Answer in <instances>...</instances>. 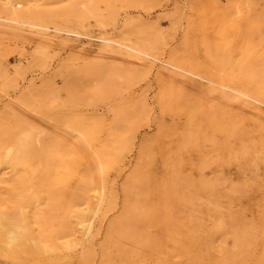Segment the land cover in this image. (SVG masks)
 Instances as JSON below:
<instances>
[{"label": "rangeland", "instance_id": "374dc122", "mask_svg": "<svg viewBox=\"0 0 264 264\" xmlns=\"http://www.w3.org/2000/svg\"><path fill=\"white\" fill-rule=\"evenodd\" d=\"M10 1L0 208L46 242L0 264H264V0Z\"/></svg>", "mask_w": 264, "mask_h": 264}, {"label": "bare ground", "instance_id": "6f19581e", "mask_svg": "<svg viewBox=\"0 0 264 264\" xmlns=\"http://www.w3.org/2000/svg\"><path fill=\"white\" fill-rule=\"evenodd\" d=\"M95 1V0H94ZM97 1V0H96ZM95 1V2H96ZM88 2H91V1H88ZM94 2V3H95ZM2 4L5 6V7H8L9 5H11V1L10 0H5V1H3L2 0ZM93 5H95V4H93ZM13 6V5H12ZM2 8V7H1ZM9 8V7H8ZM87 8V7H86ZM84 10V9H83ZM5 12V11H4ZM83 12V11H82ZM37 99V98H36ZM44 102V101H43ZM44 105V104H43ZM46 105V104H45ZM46 109H49L50 110V108H49V105L47 104V107H46ZM37 110V109H36ZM39 110V109H38ZM3 121V120H2ZM72 122V121H71ZM70 122V123H71ZM4 123V122H3ZM36 123V122H35ZM116 123V122H115ZM114 123V125H116ZM33 124V123H32ZM33 125H35V124H33ZM70 128H71V130L74 132V133H76L78 136H82V137H84L85 136V134H86V130H85V128H84V126H81V123H79L78 121H75V122H72V124H70V127H69V130H70ZM15 130V129H14ZM70 130V131H71ZM67 131V130H66ZM71 131V132H72ZM45 132V131H44ZM3 133H5L4 135H6V133L7 132H3ZM46 133V132H45ZM0 134H2V133H0ZM25 134V133H24ZM42 134H44V133H41V135ZM3 135V136H4ZM71 135V134H70ZM87 135V134H86ZM10 136H11V134H10ZM10 136L8 135V136H5L6 137V142H7V139H8V143L9 142H11V144L9 145V146H5L4 147V149H6V154L3 156V157H0V163H1V161L2 162H4V163H6V161H9V160H11V164L12 163H14V164H16V166L18 165V167H19V163L20 164H24V163H26L27 165H28V163L29 162H25V157L26 156H28V149H25V148H27V146L25 145V143H24V141L26 140V138L24 139V137H21V138H19L18 140H13L12 139V137L10 138ZM29 136V135H28ZM40 136V135H39ZM42 136H44V135H42ZM58 136V135H57ZM73 136V135H72ZM49 137V136H48ZM42 138V137H41ZM85 138H86V136H85ZM3 139L4 138H2V143L4 142L3 141ZM11 141H10V140ZM15 139V138H14ZM48 139V138H47ZM63 139V138H62ZM54 140V139H53ZM61 140V139H60ZM87 140V139H86ZM27 141V140H26ZM36 141H37V144H38V146H40V147H38V149L39 148H41L40 150H44L43 148L44 147H42L43 145L41 144V139L39 140V138L38 139H36ZM47 141V140H46ZM50 141V140H49ZM48 141V142H49ZM62 142H63V140H62ZM88 142V141H87ZM87 142H85V143H87ZM47 143V142H46ZM77 143H78V141H77ZM61 144V143H60ZM65 144H67L66 142H65ZM52 145H55L54 144V141H53V144ZM71 145V144H70ZM44 146H45V144H44ZM0 147H1V144H0ZM7 147V148H6ZM30 147V146H29ZM34 146H32V147H30V148H33ZM37 147V146H36ZM49 148V147H48ZM57 148V147H56ZM23 149H25V150H23ZM33 149H35V148H33ZM51 149V148H50ZM15 150H18V152L17 153H20V151H24L25 152V154H24V161L23 160H21V159H23L22 157L21 158H19L18 159V157H20L19 155L20 154H18V157L17 156H15V155H17V153H15ZM32 150V149H31ZM58 150V149H57ZM68 150V149H67ZM51 151H53V149L51 150ZM62 151V150H61ZM65 151H66V149L65 150H63V152L65 153ZM35 152V154H36V151H34ZM67 152V151H66ZM84 152V151H83ZM42 153V152H41ZM44 153V152H43ZM42 153V154H43ZM63 153V154H64ZM41 154V155H42ZM49 154V153H48ZM23 155V154H22ZM26 155V156H25ZM45 155V154H44ZM55 155L56 154H54V156L53 157H55ZM60 156H61V154H60ZM59 156V157H60ZM101 156H103V155H99L98 157H96L97 158V163L96 164H98V166L97 167H99V165L101 164V159H100V157ZM50 157V156H49ZM52 157V156H51ZM64 157V156H63ZM26 158H28V157H26ZM42 158H45L43 155H42ZM57 159H59L58 157H56ZM62 158V157H61ZM103 158V157H102ZM30 159V158H29ZM28 160V159H27ZM37 160H39V154H38V156H37ZM41 160V159H40ZM56 160V159H55ZM60 160V162L61 161H63V160H65V159H63V160H61V159H59ZM57 161V160H56ZM47 162V161H46ZM41 163V162H40ZM39 163V164H40ZM47 163H49V162H47ZM93 166L94 165H96L95 164V162L93 161ZM8 164V163H7ZM13 164V165H14ZM26 164H24V165H26ZM33 164V163H32ZM55 164V163H54ZM23 165V166H24ZM27 165H26V167H27ZM30 165V164H29ZM21 166V165H20ZM39 166V165H38ZM40 167V166H39ZM46 167H49V166H46ZM52 167V166H51ZM95 167V166H94ZM97 167H95L96 169H97ZM41 168H43L42 166H41ZM57 168V167H56ZM56 168L55 169H53L52 168V170H54L55 172H56ZM64 168V167H63ZM91 168H93L92 166H91ZM94 168V169H95ZM59 169V168H58ZM61 169V168H60ZM59 169V170H60ZM95 169V170H96ZM37 170V169H36ZM48 170V169H47ZM58 171V170H57ZM70 171V170H69ZM94 171V170H93ZM92 171V172H93ZM98 171V170H97ZM53 172V171H52ZM60 172V171H59ZM35 173V172H34ZM16 174V173H15ZM25 174V173H24ZM52 174V173H51ZM50 174V175H51ZM56 174H57V172H56ZM96 174V173H95ZM33 175V174H32ZM36 175V174H35ZM35 175H34V177H35ZM7 176V175H6ZM29 176V175H28ZM102 176V175H101ZM37 177V176H36ZM52 177H54V176H52ZM21 178V177H20ZM31 178V177H30ZM29 178V179H30ZM38 178V177H37ZM37 178H35V179H37ZM23 179V178H22ZM25 179V178H24ZM23 179V180H24ZM33 179V178H32ZM4 180V179H3ZM31 180V179H30ZM34 180V179H33ZM95 180V179H94ZM37 181H39V180H37ZM85 181V180H84ZM91 181V180H90ZM19 182V181H18ZM16 183V184H20V183ZM30 182V181H29ZM58 183V182H57ZM103 183V182H102ZM28 184H30V183H28ZM48 185H49V183H48ZM52 186H54L55 187V185H52ZM80 186H82V184L80 185ZM37 187V186H36ZM100 187H102V186H100ZM80 188H82V187H80ZM86 188V187H85ZM54 189V188H53ZM30 190H31V188H30ZM37 190V189H36ZM39 191H40V189H38ZM41 190H43V189H41ZM49 190V189H48ZM14 191H15V189H14ZM35 191V190H34ZM53 191V190H52ZM56 191H58V190H56ZM86 191V190H85ZM89 191V190H88ZM24 194H26V193H23L22 195H24ZM44 194V193H43ZM21 195V196H22ZM89 195V194H88ZM21 196H19V197H21ZM46 196V195H45ZM44 196V197H45ZM86 196V195H85ZM37 197V196H36ZM42 197V196H41ZM41 197H39V198H41ZM52 196H50L49 198H51ZM102 197H103V195H102ZM22 198V197H21ZM87 198V197H86ZM92 198V197H91ZM20 199V198H19ZM23 199V198H22ZM32 199V198H31ZM30 199V200H31ZM52 199V198H51ZM84 199H85V197H84ZM35 200V199H34ZM39 200V199H38ZM43 200H44V198H43ZM82 200V199H81ZM89 200H91L90 198L89 199H87V200H84L85 202H84V204H82V205H86L87 206V208H88V211H90L92 208H91V205H89ZM100 200V199H99ZM29 201V200H28ZM36 201V200H35ZM75 201V200H74ZM33 202V201H32ZM40 202H42V201H40ZM44 202V201H43ZM51 202H53V201H50V203ZM59 202V201H58ZM64 202V201H63ZM7 203V202H6ZM19 203V202H18ZM10 204H12V203H10ZM38 204H39V202H38ZM53 204H54V202H53ZM66 204V203H65ZM13 205H15L14 203H13ZM70 205H72L71 203H70ZM99 205V204H98ZM11 206V205H10ZM17 206V205H16ZM28 206V205H27ZM30 206V205H29ZM35 206V205H34ZM38 206H40V205H38ZM53 206V205H52ZM54 206H56V205H54ZM97 207V206H96ZM99 207V206H98ZM15 208V207H14ZM29 208V207H28ZM39 208V207H38ZM47 208V207H46ZM54 208V207H53ZM52 208V209H53ZM71 208V207H70ZM130 208V207H129ZM16 209H18V207H16ZM24 209H26V208H24ZM55 209V208H54ZM68 210V209H67ZM72 210V209H71ZM76 210V209H75ZM80 210V209H79ZM81 210H83V211H87V209H81ZM79 211L80 212V214L81 213H83L82 211ZM14 211V210H13ZM53 210H51V212H52ZM78 211V210H77ZM76 211V212H77ZM127 211V210H126ZM3 211H1V208H0V239H1V242H2V244L4 243L5 244V252L3 253V254H6L7 252H8V257H10V256H14V257H16V255L18 254V256L20 255V253L23 251V253L25 254V256L26 255H28V253H27V251L25 252V246H23V245H25L24 243H21V248L20 249H17L18 247H20V243L19 242H24V241H31L32 243L31 244H34L32 247H33V249L34 248H40L41 246H39V243L40 244H42V242H46V241H41L39 238L40 237H35V236H32V238H31V236H30V234H27V235H29V237L31 238V240H29L28 239V237L26 236H24L23 235V233H20L18 230H19V228L17 229L15 226H14V224H13V222H12V224H11V221H9V219L8 218H6V216H4V215H6V212H4V213H2ZM87 213V212H86ZM28 214V213H27ZM27 216V215H26ZM22 218V217H21ZM39 219V218H38ZM44 219V218H43ZM81 219V218H80ZM82 219H83V217H82ZM80 221V220H79ZM82 221V220H81ZM122 221H124V219L123 220H121V222ZM153 221V220H152ZM35 222V221H34ZM84 222V221H83ZM26 223V222H25ZM154 223V222H153ZM165 223V222H164ZM39 224V223H38ZM83 224V223H82ZM82 224H80V225H82ZM86 224V223H85ZM40 225V224H39ZM155 225V224H154ZM65 226V225H64ZM31 227H32V224H31ZM38 227V226H37ZM32 228H34V227H32ZM155 228V227H154ZM38 229H39V227H38ZM27 230H29L28 228H27ZM34 230V229H33ZM56 230V229H55ZM38 231V230H37ZM60 231H61V229H60ZM67 231V230H66ZM28 232V231H27ZM35 232H36V230H35ZM40 232V231H39ZM61 232H63V230L61 231ZM36 234V233H35ZM43 234H45V233H43ZM59 234H62V233H59ZM47 235V234H46ZM39 236H40V234H39ZM45 237V236H44ZM62 238V237H61ZM60 238V239H61ZM3 239V240H2ZM42 239V238H41ZM53 239V238H52ZM51 240V239H50ZM63 240V239H62ZM27 241V242H28ZM0 242V243H1ZM68 242V241H67ZM71 244L73 243V242H70ZM69 242L66 244V245H69L70 244ZM31 244H29L28 243V245H31ZM53 244H55V243H53ZM70 244V245H71ZM28 245H26L27 247H28ZM47 245H50V244H46V245H42V248H44V250H49L46 246ZM56 245V244H55ZM55 245H51L53 248L55 247ZM61 245V244H60ZM69 245V246H70ZM35 246V247H34ZM45 246V247H44ZM51 246H48V247H50V248H52ZM57 246V245H56ZM31 248V247H30ZM41 248V249H42ZM52 248V249H53ZM68 248V246L66 247V249ZM1 250L2 252L4 251V250ZM16 249L19 251L20 250V252L18 253L17 251H16ZM28 250H29V247L27 248ZM40 249V250H41ZM6 250H7V252H6ZM54 250V249H53ZM52 250V251H53ZM30 251V250H29ZM37 251H39V250H37ZM43 251V250H42ZM58 251V250H57ZM15 252H17V253H15ZM32 252V251H31ZM41 252V251H40ZM36 253V252H35ZM13 254V255H12ZM32 254V253H31ZM39 254H41V253H39ZM7 255H6V257H7ZM10 255V256H9ZM23 255V254H22ZM20 257V256H19ZM11 258V257H10ZM22 258V257H21ZM16 259H17V257H16ZM23 259V258H22ZM28 259V258H27ZM0 260H1V258H0ZM18 260V259H17ZM21 260V259H20ZM20 260H18V261H20ZM3 261V260H2ZM1 261V262H2ZM6 261V260H5ZM23 261V260H22ZM26 261H28L29 262V259L28 260H26ZM17 262V261H16ZM39 262V261H38ZM2 264V263H1ZM20 264V263H19ZM42 264H43V262H42Z\"/></svg>", "mask_w": 264, "mask_h": 264}]
</instances>
